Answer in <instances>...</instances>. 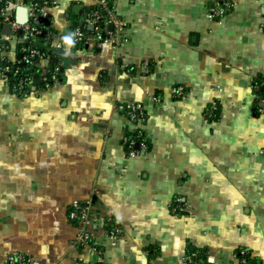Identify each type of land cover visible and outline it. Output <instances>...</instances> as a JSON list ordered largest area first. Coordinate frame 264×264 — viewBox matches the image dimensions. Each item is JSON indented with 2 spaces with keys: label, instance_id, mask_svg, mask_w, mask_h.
Returning <instances> with one entry per match:
<instances>
[{
  "label": "crops",
  "instance_id": "obj_1",
  "mask_svg": "<svg viewBox=\"0 0 264 264\" xmlns=\"http://www.w3.org/2000/svg\"><path fill=\"white\" fill-rule=\"evenodd\" d=\"M13 1L15 18L29 0ZM219 1L110 0L118 43L78 46L72 30L93 0L45 8L39 76L24 96L0 76V264L17 253L84 264L67 211L86 200L106 264H191L194 248L209 264H264V103L252 84L264 69V0H230L209 19ZM136 102L139 117L119 109ZM137 132L148 147L128 155L123 138Z\"/></svg>",
  "mask_w": 264,
  "mask_h": 264
},
{
  "label": "built area",
  "instance_id": "obj_2",
  "mask_svg": "<svg viewBox=\"0 0 264 264\" xmlns=\"http://www.w3.org/2000/svg\"><path fill=\"white\" fill-rule=\"evenodd\" d=\"M93 2L95 8L91 11L90 16L86 18L84 23L76 25L71 34L70 43L73 46L80 45L88 40H93L97 45L107 42L118 43L119 41L118 31L123 27V22L117 17L110 0H93ZM1 3H4V5L1 9L3 18L0 20V76L7 83L9 75L17 76L15 90L18 95H23L27 87L33 83V79L29 75L20 72L19 62L21 60H30L31 62L39 61L43 57L41 50L33 46L31 41L40 35H46L49 27V19L45 8L54 4L55 0H29L23 4L27 12V20L23 24H19L14 18V15L8 11L15 4L13 0H0V5ZM231 6L232 3L230 0H220L219 3L215 2L209 9L207 17L209 19H219L230 11ZM110 24L111 27H109ZM5 25L9 27L8 33L3 32ZM88 25H92V29H88ZM12 39H19L17 41L19 44L18 50L21 54L20 59L9 54L10 48L8 42H11ZM259 85L264 89V80ZM171 93L175 97H180L185 93V88L182 85H177L171 88ZM262 101L264 103V99ZM216 105V102H211L207 109L211 111L216 108ZM142 108V104L137 102L119 105V109L130 118L139 117L142 114ZM262 109L263 105L259 110ZM137 137L140 140H137ZM123 142L127 148L128 155H135L147 149V143L141 132L137 133L135 138L125 136ZM179 201L180 198L176 197L175 205L173 206L175 212L182 211ZM89 207V200L74 201L67 211V217L78 223V232L75 236L74 243L78 246L88 248V261H85L84 264H106L100 256L99 250L92 245L91 234L86 229ZM191 256H187V261L193 263L194 258H191ZM6 264L35 263L26 255L17 253L8 255Z\"/></svg>",
  "mask_w": 264,
  "mask_h": 264
},
{
  "label": "trees",
  "instance_id": "obj_3",
  "mask_svg": "<svg viewBox=\"0 0 264 264\" xmlns=\"http://www.w3.org/2000/svg\"><path fill=\"white\" fill-rule=\"evenodd\" d=\"M4 5V3H1L0 5V20H2L3 16L1 14V9H2V6ZM95 8L94 5H91V7L88 9L87 11V17L90 16L91 14V11ZM76 27V25L74 26V28ZM73 28V30H74ZM72 30V31H73ZM44 42V35H40L38 36L37 38H35L33 41H31V44L33 46H36L38 47L41 52L43 53V56H44V50H43V44ZM74 46H78V45H74ZM18 47H19V44H18ZM17 47V48H18ZM18 59L21 58V54L19 53V50L17 51L16 55H15ZM4 63V62H3ZM2 63V64H3ZM38 61H33L31 62L30 60H21L19 62V67H20V72L22 74H27L29 75L32 79H34L35 77H38L39 76V67H38ZM18 79L17 76H14V75H9L8 76V85L10 86L11 90L15 91V83H16V80ZM264 80V73L260 74L258 78L254 79L253 80V87H254V90L256 91V94H257V101H259L260 99H264V89H262L261 85H259L262 81ZM257 86V87H255ZM21 96H24L21 95ZM209 107V105L207 106V108ZM206 108V112H205V115L208 116V117H213L215 115V113H217V110H218V106L216 105V108L209 111L208 109ZM260 108V107H258ZM216 116V115H215ZM137 133H140V132H137ZM137 133L133 136L134 138L136 137ZM137 140H140L139 137L136 138ZM146 141V140H145ZM147 143V142H146ZM147 147H148V144H147ZM75 221V220H74ZM241 251H239L238 253H236V257H238L239 259H244L246 261H249V255H248V252L246 251H243L242 253H240ZM188 256H191V258H194V261L193 263L191 264H198V261H200L199 264H209L208 261L206 260V257L204 255V253L202 252V250H197V249H193V251L189 252L187 254ZM203 262V263H202Z\"/></svg>",
  "mask_w": 264,
  "mask_h": 264
},
{
  "label": "water",
  "instance_id": "obj_4",
  "mask_svg": "<svg viewBox=\"0 0 264 264\" xmlns=\"http://www.w3.org/2000/svg\"><path fill=\"white\" fill-rule=\"evenodd\" d=\"M15 19H16V21L19 24H23L27 20L26 8L23 5H18L17 6ZM109 27H111V24L109 25ZM88 29H92V25H88ZM3 31H4V33H8L9 32V27L7 25H5L4 28H3Z\"/></svg>",
  "mask_w": 264,
  "mask_h": 264
},
{
  "label": "rangeland",
  "instance_id": "obj_5",
  "mask_svg": "<svg viewBox=\"0 0 264 264\" xmlns=\"http://www.w3.org/2000/svg\"><path fill=\"white\" fill-rule=\"evenodd\" d=\"M17 40H19V39H17ZM17 40H16V41H17ZM15 43H16V42H15ZM12 44H13V43H12Z\"/></svg>",
  "mask_w": 264,
  "mask_h": 264
}]
</instances>
